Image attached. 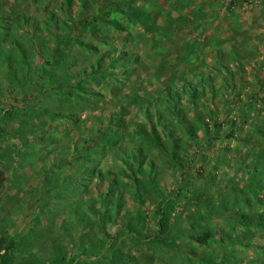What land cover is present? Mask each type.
<instances>
[{"label": "rangeland", "instance_id": "rangeland-1", "mask_svg": "<svg viewBox=\"0 0 264 264\" xmlns=\"http://www.w3.org/2000/svg\"><path fill=\"white\" fill-rule=\"evenodd\" d=\"M257 154L264 0H0V264H264Z\"/></svg>", "mask_w": 264, "mask_h": 264}, {"label": "trees", "instance_id": "trees-1", "mask_svg": "<svg viewBox=\"0 0 264 264\" xmlns=\"http://www.w3.org/2000/svg\"><path fill=\"white\" fill-rule=\"evenodd\" d=\"M136 11H134V10H130L129 11V13L128 14H133V15H135L136 16V13H135ZM137 17V16H136ZM137 19H139V21L141 22V23H144V25L146 24H148V21H149V17H148V15H147V13H143V12H139V15H138V17H137ZM94 22H96V19L95 18H93L92 19V21L90 20V21H88V22H85L84 23V27H86V28H89V27H91V25H93V23ZM151 23V25H154V22L153 21H150ZM152 28V27H151ZM10 40V43L12 44V45H14V47H16V48H18V49H20L19 47H21V45H20V43L16 40V39H14L13 40V38H10L9 39ZM11 58H15V57H13V55L11 54V55H9ZM47 63H48V60H44L43 59V70L45 71L47 68ZM51 62L49 61V64H50ZM52 63H53V61H52ZM230 134H227V136H229ZM159 146H161V147H163L164 145L160 142L159 143ZM258 155V158H261V157H264L263 155H259V154H257ZM247 219V217L245 216V215H240V217L236 220V222H238L239 223V221L241 222V221H243L244 219ZM247 221V220H246ZM246 223V222H245ZM222 233H223V231H221ZM224 233H225V231H224ZM223 233V234H224ZM198 237V240L201 242V243H205L206 242V236H197Z\"/></svg>", "mask_w": 264, "mask_h": 264}]
</instances>
